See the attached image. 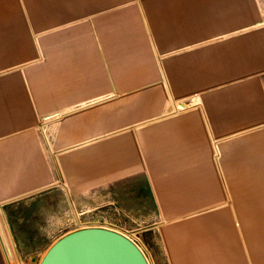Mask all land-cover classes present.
Wrapping results in <instances>:
<instances>
[{"label": "crops", "instance_id": "crops-1", "mask_svg": "<svg viewBox=\"0 0 264 264\" xmlns=\"http://www.w3.org/2000/svg\"><path fill=\"white\" fill-rule=\"evenodd\" d=\"M89 186L193 218L172 264H264V0H0L2 224Z\"/></svg>", "mask_w": 264, "mask_h": 264}, {"label": "rangeland", "instance_id": "rangeland-1", "mask_svg": "<svg viewBox=\"0 0 264 264\" xmlns=\"http://www.w3.org/2000/svg\"><path fill=\"white\" fill-rule=\"evenodd\" d=\"M131 188L134 190L142 187L134 185ZM61 192L60 187L54 188L51 193L55 200L47 204L53 206V217L30 219L29 228L36 225L35 233H10L7 226H3V219H0V235L7 259L11 260L10 264H39L48 248L65 233L95 225L108 226L130 235L145 254L149 264H172L170 252L173 254L182 248L192 253L190 247H193V228L188 227L192 231V237L190 242L183 245L177 243L178 235H168L170 246L166 245L163 228L176 221L178 223L193 218L164 222L159 216L157 202L154 201L156 195L152 191L147 195L145 192L144 195L140 193L131 196L118 193V199L110 202L115 196L110 195L109 186H89L81 194L71 190L69 203ZM116 206H121L122 209L116 210ZM22 223L26 224L25 221ZM29 228L18 226L23 231Z\"/></svg>", "mask_w": 264, "mask_h": 264}, {"label": "water", "instance_id": "water-1", "mask_svg": "<svg viewBox=\"0 0 264 264\" xmlns=\"http://www.w3.org/2000/svg\"><path fill=\"white\" fill-rule=\"evenodd\" d=\"M0 239L2 241L1 235ZM39 264H149V262L130 235L108 226L95 225L65 233L48 248Z\"/></svg>", "mask_w": 264, "mask_h": 264}]
</instances>
